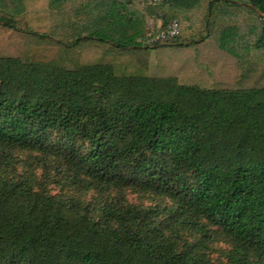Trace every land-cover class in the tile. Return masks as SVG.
<instances>
[{
  "label": "trees",
  "instance_id": "obj_1",
  "mask_svg": "<svg viewBox=\"0 0 264 264\" xmlns=\"http://www.w3.org/2000/svg\"><path fill=\"white\" fill-rule=\"evenodd\" d=\"M222 1L0 0V264H217L186 230L227 238V264H264V85L224 86L233 49L217 65L169 53L212 40ZM64 2L85 17L70 38L57 33ZM245 6L222 41L251 35L264 58V0ZM149 19L186 36L152 44ZM16 152L45 186L18 174ZM51 184L103 201H66ZM126 190L168 203L129 205Z\"/></svg>",
  "mask_w": 264,
  "mask_h": 264
},
{
  "label": "rangeland",
  "instance_id": "obj_2",
  "mask_svg": "<svg viewBox=\"0 0 264 264\" xmlns=\"http://www.w3.org/2000/svg\"><path fill=\"white\" fill-rule=\"evenodd\" d=\"M97 0H84V4L87 8H91L92 4L95 3ZM137 1V0H136ZM229 0L222 1L218 4L219 8L217 9V16L219 18V23L221 25V31H219V25H217L216 31L214 30L213 33L215 34L214 37H210L212 40H206L203 43L191 45L189 47L184 48H172L169 50V53L172 55H182V57L185 59V57L188 55V61L189 59L195 60V57L198 56V54H206V57H202L204 59V62L210 64V57L209 54H211V57L215 58L213 59V64H216V61H225L226 56H228V48L231 50L233 49L236 52V55L231 53V56L235 59V77L230 78V83H225V87L232 86V87H240V88H249L251 86H254L255 84H258L260 81L261 85H264V66L261 62L263 55L254 50L251 46L252 44L249 43V40L251 41V35H249V40L246 39V44L240 45L236 43V46L234 47V44L231 42L232 39H236L235 37H226L227 41H222L223 33H225L226 30H230L234 27H238V24H234L232 22H228L232 18V16H236L239 14L240 11L245 10V13H247L248 8H246V3L249 2V0H230L231 2H228ZM61 4V3H60ZM222 4V5H221ZM248 5V4H247ZM61 9L58 7L55 8V19H56V26L58 29V35H63L64 38H70L72 35H74L72 32H74L75 28L79 27V25L82 23L85 19V17H82L79 15V17H75L74 11V5L71 2H64ZM249 6V5H248ZM206 5L203 7V9L198 13V21H202L205 15L207 14ZM66 10V12L61 13V10ZM85 9V8H84ZM237 13H234V12ZM249 11V10H248ZM244 13V14H245ZM193 15V14H192ZM216 15V13H214ZM241 17L237 16L238 20H241ZM177 19H181L180 16H177ZM255 19V18H254ZM254 19L250 17L249 15V28L252 27L251 25H257V22H254ZM171 22V20H170ZM214 24V21H213ZM157 22L153 19H149L147 21V26L149 31L152 33L154 27H157ZM182 26V24H181ZM202 25L200 24L198 31L195 32V36H199L202 31ZM219 32V33H218ZM237 32V29L235 30ZM246 33L245 31L242 32ZM238 34H241L239 32ZM236 34V36L238 35ZM186 35L183 32V28L181 31V39L182 40ZM213 36V34H212ZM217 36V38H216ZM255 36H257V33H255ZM229 41V43H227ZM253 43V41H252ZM238 45V46H237ZM240 45V46H239ZM219 50L221 51L219 53ZM227 54V55H226ZM219 60H216L218 59ZM229 58V56H228ZM171 58H167L168 61H170ZM264 59V58H263ZM203 69V68H202ZM202 69H197L195 74H198L199 72H202ZM204 70H206L204 68ZM234 73V71H232ZM232 73V74H233ZM193 75L192 72H188L187 75ZM220 78V77H219ZM30 154L25 152H16L14 154V158L21 162L20 165L15 164L18 174H26L27 172H31L32 175H34L35 180L37 183L43 184L45 186V177H44V171L42 169H30L25 167L22 163H24L25 160L28 159V156ZM35 155V154H34ZM32 155V156H34ZM52 175H55L54 172H52ZM59 179V178H58ZM60 180V179H59ZM63 183H66V180H62ZM37 188V187H36ZM50 191V193L58 198H62L66 201H82L85 204H91L95 205V203H100L103 201L101 197L96 194L94 191H85V190H79L78 188H75L69 184L64 185H56L51 184L47 187ZM38 189V188H37ZM125 196V203L129 205H136V206H145V207H154L157 205H164L167 204L168 201H164L162 199L154 198L151 194H141L136 193L133 190H126L124 192ZM102 205V204H101ZM209 237H212L211 240H207L204 237H202L201 234L196 233L194 230H186L182 233L183 241L189 245V247H192L197 242L207 243L210 246V249L208 251H205L202 249V251H197L198 253H206L209 259L217 264H227L229 259L227 257V253H229L232 250V245L230 244V241L225 238L221 234H213L212 232L209 233Z\"/></svg>",
  "mask_w": 264,
  "mask_h": 264
},
{
  "label": "built area",
  "instance_id": "obj_3",
  "mask_svg": "<svg viewBox=\"0 0 264 264\" xmlns=\"http://www.w3.org/2000/svg\"><path fill=\"white\" fill-rule=\"evenodd\" d=\"M139 3L146 6H156L160 0H137ZM162 25L159 27H154L150 37L152 44H156L159 42H169L176 43L181 39V27L177 20H172L168 23L165 29H162L160 32L156 33V29H160ZM155 34V35H154Z\"/></svg>",
  "mask_w": 264,
  "mask_h": 264
},
{
  "label": "crops",
  "instance_id": "obj_4",
  "mask_svg": "<svg viewBox=\"0 0 264 264\" xmlns=\"http://www.w3.org/2000/svg\"><path fill=\"white\" fill-rule=\"evenodd\" d=\"M157 24L158 25H156V26L159 27L160 25H162V21H158Z\"/></svg>",
  "mask_w": 264,
  "mask_h": 264
}]
</instances>
